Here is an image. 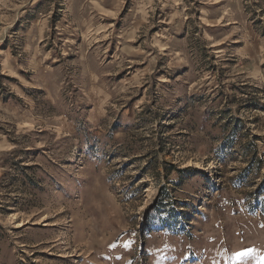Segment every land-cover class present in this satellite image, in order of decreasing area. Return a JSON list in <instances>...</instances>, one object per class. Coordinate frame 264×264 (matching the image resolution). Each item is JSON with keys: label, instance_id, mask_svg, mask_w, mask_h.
Segmentation results:
<instances>
[{"label": "rangeland", "instance_id": "obj_1", "mask_svg": "<svg viewBox=\"0 0 264 264\" xmlns=\"http://www.w3.org/2000/svg\"><path fill=\"white\" fill-rule=\"evenodd\" d=\"M0 264H264V0H0Z\"/></svg>", "mask_w": 264, "mask_h": 264}]
</instances>
